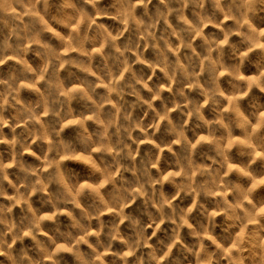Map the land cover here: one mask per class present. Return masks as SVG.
<instances>
[{
  "label": "clouds",
  "instance_id": "1",
  "mask_svg": "<svg viewBox=\"0 0 264 264\" xmlns=\"http://www.w3.org/2000/svg\"><path fill=\"white\" fill-rule=\"evenodd\" d=\"M8 60L0 264H264V0H0Z\"/></svg>",
  "mask_w": 264,
  "mask_h": 264
},
{
  "label": "rangeland",
  "instance_id": "2",
  "mask_svg": "<svg viewBox=\"0 0 264 264\" xmlns=\"http://www.w3.org/2000/svg\"><path fill=\"white\" fill-rule=\"evenodd\" d=\"M106 2H107V0H106ZM25 19V22H27V19H28V17H25L24 18ZM15 23H17V24H19L20 22L17 20V21H15ZM106 23H109V24H111L112 22H110V21H107ZM63 56H69V55H75V53L73 52V50L71 49V48H69V47H64V50H63V52L61 53ZM30 60H33V63H34V66H35V64L36 63H38L37 61H35L34 60V58H32V57H30ZM11 64H16V61L15 60H8L7 61V63L5 64V65H3V66H0V67H2V69H7L9 66L8 65H11ZM17 66H19V65H17ZM248 71H252L253 69L251 68V67H249L248 69H247ZM0 71H4V70H0ZM254 83H257L256 81H249L248 82V84H249V87H252L253 86V84ZM23 87V86H22ZM72 91H76L75 89H73ZM24 96H25V98H30V99H34V97H32V94H30V93H24ZM231 103V101H229V104ZM74 107H77V108H79V105H74ZM206 114H208V115H210L209 113H206ZM176 117V114H174V118ZM71 123H74V121H69V124H71ZM5 131H7V129H5ZM190 135H191V133H190ZM0 148H3V146H0ZM166 156H167V154H166ZM25 159L27 160V161H30L31 162V158L30 157H25ZM72 167H74V168H76L79 172H80V175L81 176H87V170L86 169H84L83 168V166H80V165H72ZM229 168L231 169V166H229ZM14 171V170H13ZM165 190L167 191V192H169V193H171L173 190L171 189V187L170 186H165ZM11 191V190H10ZM34 207H40V203H39V200H38V198H34ZM4 203H7V201H5ZM44 210H46V209H44ZM17 213H19V210H17ZM61 220L62 221H64L65 223H67V220H66V218H61ZM105 220L106 221H108V220H110V218H108V217H106L105 218ZM219 231V230H218ZM25 243H30L29 241H26ZM60 249H58V251H59ZM3 258H0V260H2Z\"/></svg>",
  "mask_w": 264,
  "mask_h": 264
}]
</instances>
